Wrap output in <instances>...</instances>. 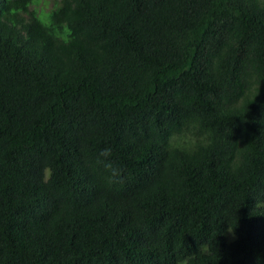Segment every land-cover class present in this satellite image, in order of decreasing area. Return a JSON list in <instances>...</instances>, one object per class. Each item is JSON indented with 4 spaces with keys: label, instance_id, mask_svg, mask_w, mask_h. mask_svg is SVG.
Returning a JSON list of instances; mask_svg holds the SVG:
<instances>
[{
    "label": "trees",
    "instance_id": "16d2710c",
    "mask_svg": "<svg viewBox=\"0 0 264 264\" xmlns=\"http://www.w3.org/2000/svg\"><path fill=\"white\" fill-rule=\"evenodd\" d=\"M46 4L0 0V264H264V0Z\"/></svg>",
    "mask_w": 264,
    "mask_h": 264
},
{
    "label": "clouds",
    "instance_id": "9594fccd",
    "mask_svg": "<svg viewBox=\"0 0 264 264\" xmlns=\"http://www.w3.org/2000/svg\"><path fill=\"white\" fill-rule=\"evenodd\" d=\"M113 156V151L111 147H106L102 149L97 157L96 163L102 165L103 168L110 173L109 182L110 183H123V168L120 167L116 162L111 159ZM233 231V230H230Z\"/></svg>",
    "mask_w": 264,
    "mask_h": 264
},
{
    "label": "rangeland",
    "instance_id": "374dc122",
    "mask_svg": "<svg viewBox=\"0 0 264 264\" xmlns=\"http://www.w3.org/2000/svg\"><path fill=\"white\" fill-rule=\"evenodd\" d=\"M44 1L47 2V4H46L47 8L51 7L53 4V0H44Z\"/></svg>",
    "mask_w": 264,
    "mask_h": 264
}]
</instances>
